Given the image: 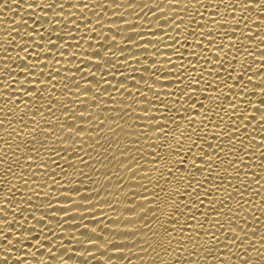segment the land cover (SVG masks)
I'll return each instance as SVG.
<instances>
[{
    "label": "snow or ice",
    "instance_id": "obj_1",
    "mask_svg": "<svg viewBox=\"0 0 264 264\" xmlns=\"http://www.w3.org/2000/svg\"><path fill=\"white\" fill-rule=\"evenodd\" d=\"M0 15V264H264V0Z\"/></svg>",
    "mask_w": 264,
    "mask_h": 264
},
{
    "label": "bare ground",
    "instance_id": "obj_2",
    "mask_svg": "<svg viewBox=\"0 0 264 264\" xmlns=\"http://www.w3.org/2000/svg\"><path fill=\"white\" fill-rule=\"evenodd\" d=\"M3 19H4L3 15H0V20H3ZM17 19H19V18L17 17ZM129 22H131V18H129ZM29 23H31V22H29ZM138 23H142V21H138ZM3 28H4V26L2 24H0V42H2L5 39ZM147 38H150V37H146V39ZM0 55H2V53H0ZM96 154L97 153H93V155H96ZM108 167L113 168V171H115L113 164H109ZM89 171H90L89 169H85V172H89ZM121 175L124 176L126 182L131 183L130 178L125 173H123V171L121 172ZM97 178L102 180V177H97ZM109 191L113 192V194H115V191H116L115 187L113 186V187L109 188ZM3 195H4V192L0 191V198H2ZM18 195H19V193H17V196ZM107 199L112 200L113 196H108ZM117 199H119V197H117ZM257 203H258V201H257ZM61 204L63 205V202H61ZM120 207H122V205H120ZM104 210L108 213L109 216L114 215V213H112L110 210H108L106 206H104ZM80 211L83 212V209H80ZM94 211L95 210H93V209H89V212H94ZM69 215H75V212H72ZM95 218H97V217L96 216H89V219H95ZM78 223H79V216L76 217V220H68V222L64 225L63 232L62 233L60 231L57 232V237L60 239V241H62L63 243L66 244L67 243V237H69L70 235H72L74 233L78 234L77 230L75 228H69V226H68L69 224H78ZM84 223L88 224V220H85ZM105 223H107V221H105ZM89 227H94V225H89ZM54 242H55V238H54ZM53 250H55V248H53ZM28 251H35V249L31 248V246L29 245ZM79 252H80V250L77 249V253H78L77 259L68 261V264H83V260L79 259ZM94 254L98 259L101 257V253L98 251L95 252ZM15 255H18V253H14V256ZM37 255H39V254L37 253ZM41 259H47V257L46 256L41 257ZM65 259L67 260V257H65ZM84 260H88L89 264H95V260H92L90 258V256H88V255L84 256ZM10 264H11V261H10ZM27 264H33L30 256L27 259ZM112 264H124V262H122L119 258H115L113 260ZM133 264H137V262L135 261V258H133Z\"/></svg>",
    "mask_w": 264,
    "mask_h": 264
}]
</instances>
